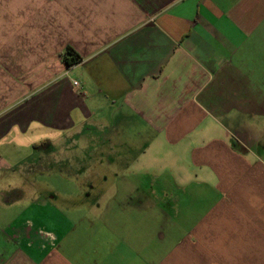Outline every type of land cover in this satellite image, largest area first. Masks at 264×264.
Instances as JSON below:
<instances>
[{
  "label": "crops",
  "instance_id": "1",
  "mask_svg": "<svg viewBox=\"0 0 264 264\" xmlns=\"http://www.w3.org/2000/svg\"><path fill=\"white\" fill-rule=\"evenodd\" d=\"M38 141L112 197L41 193ZM0 264H264V0H0Z\"/></svg>",
  "mask_w": 264,
  "mask_h": 264
},
{
  "label": "rangeland",
  "instance_id": "2",
  "mask_svg": "<svg viewBox=\"0 0 264 264\" xmlns=\"http://www.w3.org/2000/svg\"><path fill=\"white\" fill-rule=\"evenodd\" d=\"M37 143L39 145L38 148L35 149L37 152H34V150L32 151L31 149L33 158L27 160H30L35 167H40V169L43 167V173H33L31 175L33 183H37V186H41V193L59 199L60 204H63L66 211L70 210L73 206L74 212L79 213L80 211L83 214H88L90 208H94L93 210L97 212V210L100 209V206L106 202V199L109 196L112 197L114 191H107L104 189V186L106 185L104 182L105 179L113 180V178L119 177V174L113 173L112 175H109L108 173H102L103 168H105L103 164L104 159L102 158L103 144L99 149L101 151L91 150V156L89 158L81 157L80 159H75L72 156L74 154L71 151L72 144L70 142H55L54 144H56V148L58 146V150L56 149L54 153H48V156L46 155V157L43 155L44 158L39 161V157L42 155L41 146H43V142L38 141ZM98 146H100V143H98ZM82 148L83 143L81 142L79 150H82ZM88 154L89 152H86V157ZM115 163L116 166H120L119 160H116ZM84 164L87 166H93L92 169L96 167V169L100 170V173H97L95 176L82 173L81 171L85 169L82 166ZM47 168H49V170ZM40 169L38 168V171H40ZM78 171L81 173L77 174ZM74 173H76V175ZM89 177H92V183L90 184L92 188L86 190L83 180L89 179ZM76 178L80 179V182H77Z\"/></svg>",
  "mask_w": 264,
  "mask_h": 264
},
{
  "label": "trees",
  "instance_id": "3",
  "mask_svg": "<svg viewBox=\"0 0 264 264\" xmlns=\"http://www.w3.org/2000/svg\"><path fill=\"white\" fill-rule=\"evenodd\" d=\"M62 60L67 65V67H74L81 62L82 58L79 53L75 51V49H73L72 47H68L62 56ZM38 146L39 145L37 144L34 148L37 149ZM41 147L43 150L45 148V143H43V146Z\"/></svg>",
  "mask_w": 264,
  "mask_h": 264
},
{
  "label": "built area",
  "instance_id": "4",
  "mask_svg": "<svg viewBox=\"0 0 264 264\" xmlns=\"http://www.w3.org/2000/svg\"><path fill=\"white\" fill-rule=\"evenodd\" d=\"M73 86L76 90H81L82 89V84L80 83V81L74 80L73 81Z\"/></svg>",
  "mask_w": 264,
  "mask_h": 264
}]
</instances>
